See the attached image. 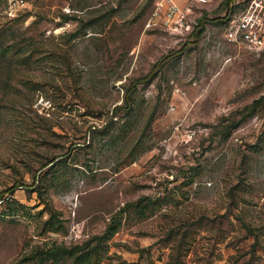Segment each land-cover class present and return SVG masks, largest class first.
Segmentation results:
<instances>
[{
	"label": "rangeland",
	"instance_id": "rangeland-1",
	"mask_svg": "<svg viewBox=\"0 0 264 264\" xmlns=\"http://www.w3.org/2000/svg\"><path fill=\"white\" fill-rule=\"evenodd\" d=\"M244 1L177 39L154 0H0V264H264V49L222 34Z\"/></svg>",
	"mask_w": 264,
	"mask_h": 264
},
{
	"label": "built area",
	"instance_id": "built-area-1",
	"mask_svg": "<svg viewBox=\"0 0 264 264\" xmlns=\"http://www.w3.org/2000/svg\"><path fill=\"white\" fill-rule=\"evenodd\" d=\"M10 1L13 4L11 11H13L14 3L16 5L26 3V0ZM196 1L207 0H188L186 3H181L179 0H154L153 6L144 21V28L164 29L177 39L187 36L199 22L195 7ZM232 2L236 3L240 0H233ZM222 34L225 38L243 43L254 51L263 50L264 0H245L243 6L233 12ZM178 89L179 87L176 85L175 90ZM263 120L264 116L262 117ZM192 132L193 129H190L188 135L191 136Z\"/></svg>",
	"mask_w": 264,
	"mask_h": 264
},
{
	"label": "trees",
	"instance_id": "trees-1",
	"mask_svg": "<svg viewBox=\"0 0 264 264\" xmlns=\"http://www.w3.org/2000/svg\"><path fill=\"white\" fill-rule=\"evenodd\" d=\"M234 3V2H233ZM227 14V13H226ZM208 17H206V15H201L200 16V23H203L204 21H205V19H207ZM210 19H212V18H210ZM197 29L198 28H196L195 27V29H193V31H191V33L190 34H193V35H195V36H197ZM146 76L147 75H145L144 77H140V78H138L137 79V81L138 80H142L143 78H146ZM135 84H133L132 86H134ZM263 99H264V94L261 96V97H257L256 98V101H262L263 102V104H264V101H263ZM131 104V99H130V97H129V88H128V91H127V93H126V97H125V103L124 104H116L115 105V110L113 111V114L111 115L112 117H113V115H115V113L117 112V108H119V107H129V105ZM236 122H237V120H236ZM235 122V123H236ZM56 156V155H55ZM50 160H53V159H50ZM46 162H48V161H46ZM13 188V186L11 185V186H9V187H5V188H3V189H1L0 190V197L2 196V194L4 193V191L5 190H9V189H12ZM51 214H53V212L51 213ZM55 216H54V214L53 215H51V218H52V221H54L53 220V218H54ZM54 227H57L56 225L54 226ZM53 227V228H54ZM116 228H117V225L115 224V223H110L109 225H108V230L112 233V232H114L115 230H116Z\"/></svg>",
	"mask_w": 264,
	"mask_h": 264
},
{
	"label": "crops",
	"instance_id": "crops-1",
	"mask_svg": "<svg viewBox=\"0 0 264 264\" xmlns=\"http://www.w3.org/2000/svg\"><path fill=\"white\" fill-rule=\"evenodd\" d=\"M181 1V0H180ZM233 0H231V2H232ZM182 2V1H181Z\"/></svg>",
	"mask_w": 264,
	"mask_h": 264
}]
</instances>
